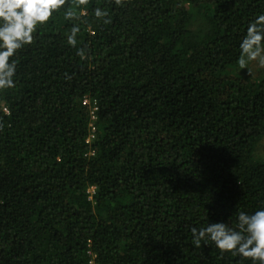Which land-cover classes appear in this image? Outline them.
<instances>
[{
	"label": "trees",
	"instance_id": "trees-1",
	"mask_svg": "<svg viewBox=\"0 0 264 264\" xmlns=\"http://www.w3.org/2000/svg\"><path fill=\"white\" fill-rule=\"evenodd\" d=\"M261 13L264 0H66L0 89V264H252L193 247L191 229L264 208V78L229 73Z\"/></svg>",
	"mask_w": 264,
	"mask_h": 264
},
{
	"label": "clouds",
	"instance_id": "clouds-1",
	"mask_svg": "<svg viewBox=\"0 0 264 264\" xmlns=\"http://www.w3.org/2000/svg\"><path fill=\"white\" fill-rule=\"evenodd\" d=\"M84 0H81L83 3ZM66 0H0V89L12 88L15 84L17 64L15 56L19 50L34 41L40 27L54 19V14L64 8ZM119 5L121 0H115ZM94 15L105 23L107 11L97 8ZM72 11H66L64 18L71 20ZM78 27H73L67 36L68 45H77ZM237 64L242 71L253 62L264 67V13L251 20L239 42ZM193 247L215 245L220 252L231 253L251 260L252 264H264V208L252 212H238L237 227H230L227 221L208 222L204 227H193Z\"/></svg>",
	"mask_w": 264,
	"mask_h": 264
},
{
	"label": "rangeland",
	"instance_id": "rangeland-1",
	"mask_svg": "<svg viewBox=\"0 0 264 264\" xmlns=\"http://www.w3.org/2000/svg\"><path fill=\"white\" fill-rule=\"evenodd\" d=\"M201 22L198 26L194 27V31L200 29ZM250 74L247 69L240 70L238 65L230 69V75L234 77H239L248 81H260L264 78V67L257 65L255 62L249 66ZM256 157L259 160H264V139L257 145L256 148Z\"/></svg>",
	"mask_w": 264,
	"mask_h": 264
},
{
	"label": "built area",
	"instance_id": "built-area-1",
	"mask_svg": "<svg viewBox=\"0 0 264 264\" xmlns=\"http://www.w3.org/2000/svg\"><path fill=\"white\" fill-rule=\"evenodd\" d=\"M83 105L87 106L91 111L92 123L90 124V136L87 141L88 143H91L96 138V134H97V126H96V122H97L96 112L98 111L97 100L85 98L83 101ZM90 193H91L90 199H92V196L95 193V188H92L90 190ZM89 264H96V257L91 252H90Z\"/></svg>",
	"mask_w": 264,
	"mask_h": 264
}]
</instances>
